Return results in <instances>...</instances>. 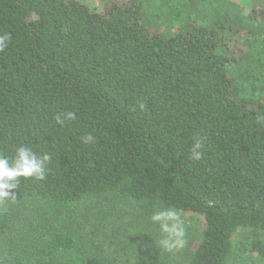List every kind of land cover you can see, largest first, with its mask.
I'll return each instance as SVG.
<instances>
[{
    "label": "trees",
    "instance_id": "obj_1",
    "mask_svg": "<svg viewBox=\"0 0 264 264\" xmlns=\"http://www.w3.org/2000/svg\"><path fill=\"white\" fill-rule=\"evenodd\" d=\"M247 18L264 23V0ZM235 28L192 19L164 35L143 0H0V155H51L44 180L0 201V264H171L150 221L168 207L204 221L185 264H245L231 263L241 228L264 264V83L239 95ZM122 216L145 227L143 249L93 222Z\"/></svg>",
    "mask_w": 264,
    "mask_h": 264
},
{
    "label": "rangeland",
    "instance_id": "obj_2",
    "mask_svg": "<svg viewBox=\"0 0 264 264\" xmlns=\"http://www.w3.org/2000/svg\"><path fill=\"white\" fill-rule=\"evenodd\" d=\"M91 10H101L106 2L111 0H80ZM125 2L126 0H112ZM145 16L151 29L164 35L172 34L181 25L189 20L195 19L198 22L212 23L224 20L226 17L238 28H235L234 47L239 58L230 66L234 83L239 95L247 99L261 97L262 84L264 83V53L261 48V41L264 38V23L254 22L247 18L250 0H143ZM215 21V22H214ZM254 31L253 36L249 35L250 30ZM185 225L186 244L182 249L174 252L165 251L171 264H185L184 250L193 248L201 237L204 226L203 218L193 212L178 211ZM128 217L110 219L105 223L93 219L99 229L105 226L106 232L115 235H127L132 237L135 248L143 249L145 243L144 226L138 224L129 225ZM144 227V228H143ZM126 229V231H123ZM254 230L241 228L232 239V260L241 261L245 264H252L255 259L249 251V245L254 239ZM252 262V263H251Z\"/></svg>",
    "mask_w": 264,
    "mask_h": 264
},
{
    "label": "clouds",
    "instance_id": "obj_3",
    "mask_svg": "<svg viewBox=\"0 0 264 264\" xmlns=\"http://www.w3.org/2000/svg\"><path fill=\"white\" fill-rule=\"evenodd\" d=\"M8 36H0V52L7 47ZM66 119H75V114L68 112ZM55 119L62 123V115L57 114ZM264 119V117H258ZM85 144L94 143V137L87 135L82 138ZM202 144L197 140L192 149V159L201 158L200 148ZM51 161L48 153L37 154L27 146H19L15 154L9 158L0 155V201L14 196L15 190L21 178H34L37 181L44 180L47 174V165ZM150 221L158 225L160 238L159 245L167 252L182 249L185 244V225L179 212L171 207L155 209L150 216Z\"/></svg>",
    "mask_w": 264,
    "mask_h": 264
}]
</instances>
